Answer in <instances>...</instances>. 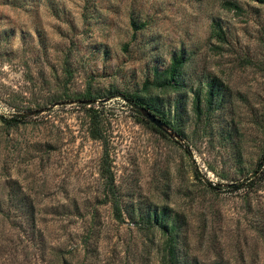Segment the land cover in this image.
<instances>
[{"label":"rangeland","instance_id":"rangeland-1","mask_svg":"<svg viewBox=\"0 0 264 264\" xmlns=\"http://www.w3.org/2000/svg\"><path fill=\"white\" fill-rule=\"evenodd\" d=\"M133 1L0 0V115H26L17 125L0 119V194L14 180L36 212L34 229L21 210L0 215V264H166L163 234L137 223L163 207L180 215L190 260L264 264V181L248 185L264 150V2L135 0L154 21L133 38ZM213 18L223 41L212 33ZM180 48L191 54L192 90L159 94L176 110L184 134L177 142L140 122L122 94L144 93L153 68H166ZM212 77L226 95L207 116ZM87 89L100 96L94 107L123 220L105 201L103 145L89 133L90 105L76 99ZM67 93L73 98L55 101ZM90 227L99 237L88 253L82 237Z\"/></svg>","mask_w":264,"mask_h":264},{"label":"trees","instance_id":"trees-1","mask_svg":"<svg viewBox=\"0 0 264 264\" xmlns=\"http://www.w3.org/2000/svg\"><path fill=\"white\" fill-rule=\"evenodd\" d=\"M264 2V0H258ZM135 0L131 2V12L129 14V27L132 31L133 38H137L138 33L144 32L148 27L153 25L154 19L150 17L148 13H143L141 10L135 8ZM227 5L230 7L234 6L240 8L235 2H227ZM212 33L219 40L226 39V32L222 26V23L219 22L217 18H213L212 21ZM127 47V46H125ZM191 60V54L184 48L175 49L172 52L171 60L168 66L164 69L155 66L153 68L152 77L147 78L144 82V93L140 91L133 92H124L122 95L133 108L138 113V119L140 122L150 126L154 130L161 133L163 136H167L166 131L158 128L150 120L144 117L141 108L145 107L150 110L157 117L161 118L169 128L174 133L181 136L183 139V131L178 126L176 120V110L174 113L171 109L167 108L168 103L160 97V93H176L180 91L189 92L192 88L189 86L191 74L188 71V63ZM70 73V69L67 70ZM208 88L205 92V112L207 116L209 113L214 110V107H218L223 103L225 99V90L222 82L217 77H212L207 82ZM200 89L195 90L194 93V107L198 114H204L203 100L200 94ZM113 95V94H112ZM100 97L92 92L90 89H87L85 92L76 96V99L81 104V106L89 107L86 108L87 113L90 115V126L89 133L93 139L100 140L103 145V157L101 163V174L105 179V187L107 188L109 195L105 201L111 203L113 208V214L117 220H123V201L119 195L116 188L115 176L111 170V165L109 161V143L105 130L102 127V116L98 108H95L97 98ZM184 97V96H182ZM176 99L174 101L175 107L181 105L183 98ZM73 97L64 95L63 98L57 99L55 101H67ZM26 115L24 114H13L11 116L0 115V119L8 125H17L20 122H23ZM168 137V136H167ZM175 141L176 136H172ZM254 179L249 182V186L256 187L264 181V150L259 157L257 166L253 170ZM210 185L213 188H218L216 185H213L210 182ZM242 185V184H241ZM240 185V186H241ZM8 186V193L5 198L1 197L0 194V215L11 218V212L13 209L21 210V216L28 219L29 223L33 227L36 226V212L34 205L30 200V197L27 196L23 191L18 182L14 180H9L6 184ZM235 186V185H234ZM240 186H237L239 188ZM1 190V187H0ZM8 209V211L5 210ZM140 220H138L139 226L143 230L147 231H159L163 234L165 238L164 242V254L166 264H200L197 257L195 259H189V253L187 251V242H184L182 238V227L183 221L180 219V215L176 213V216H171L167 212V208H149L147 212L141 213ZM93 236L99 237V232H96L93 228H88V231L82 237V245L84 250L88 253L94 251L90 246V240ZM213 264H221L215 262Z\"/></svg>","mask_w":264,"mask_h":264},{"label":"water","instance_id":"water-1","mask_svg":"<svg viewBox=\"0 0 264 264\" xmlns=\"http://www.w3.org/2000/svg\"><path fill=\"white\" fill-rule=\"evenodd\" d=\"M43 109L35 110V112H41ZM141 111L148 120H150L153 124H155L158 128L166 131L170 134V136H176L177 139H181V136L171 131L169 128H167V124L159 117H157L155 114H153L150 110L143 107L141 108Z\"/></svg>","mask_w":264,"mask_h":264}]
</instances>
